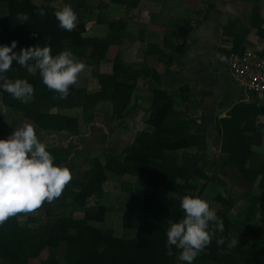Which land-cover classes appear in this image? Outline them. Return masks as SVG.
Masks as SVG:
<instances>
[{
    "label": "trees",
    "instance_id": "1",
    "mask_svg": "<svg viewBox=\"0 0 264 264\" xmlns=\"http://www.w3.org/2000/svg\"><path fill=\"white\" fill-rule=\"evenodd\" d=\"M51 1L46 0L48 5H37L30 0H0V44L10 46L15 40L17 53L37 44L50 45L52 55L68 49L92 65L104 60L110 37L114 35L109 34L106 39L86 36L84 23L71 31L62 29L54 15L60 8L50 5ZM139 1L111 0L126 6L128 11L135 9ZM63 2L84 6V0ZM40 9H44V15ZM20 14H27L28 20L21 23ZM251 18L258 37L264 40L263 18L256 11ZM182 24V41L174 47L178 56H170V62L187 52L193 28L189 21ZM112 25L115 30L119 23ZM223 35L224 41L232 44V50L220 49L222 61L227 62L231 53H243L249 48L246 33L239 30L236 22L226 25ZM5 75L13 80L26 79L33 85L34 93L27 103H21L6 91L0 93L4 105L22 114L37 135L66 131L74 136L82 135L81 120L64 111L81 109L82 119L92 123L99 106H110L112 118L123 126L128 116H135L129 106L136 84L143 78L151 95L147 124L153 130L138 133L129 146L109 156L106 162L95 160L92 168L78 178H71L59 197L51 202L45 200L35 209L37 215L20 212L0 223V264H29L43 255L46 256L41 264H178L176 257L180 250L172 246L173 255L169 256L165 247L169 220L178 221L183 215L178 197H201L199 181L223 185L217 172L235 169L249 182L257 183L258 190L228 197L216 195L214 200L223 209L216 211L217 221L210 222V242L192 264H264V227L259 223L264 203V156L254 149L263 144L264 100L251 94L249 103H238L228 117L219 120L221 151L216 157L208 152L205 129L189 111L194 106L188 87H182L179 93L161 89L160 85L166 82L153 68L138 70L115 61L110 73H97V91L70 85L65 98L43 84L39 70L30 74L13 61ZM176 99L187 108L177 109ZM111 134H105V138ZM49 151L54 163L61 166L80 154L74 142L67 148ZM210 167L216 172L209 174ZM108 174L136 179L138 189L126 190L129 196L122 215L124 230L135 232L134 237H117L113 230L95 225L105 221L108 211L101 203ZM170 192L178 193V197L171 198ZM92 198L99 200L98 207L88 206ZM230 210L235 212L234 220L228 216ZM77 211L84 212L82 218L74 216ZM42 215L45 221L41 220ZM25 216L26 222L22 223L20 219ZM217 222L223 223V231L215 227ZM221 239L223 243H218Z\"/></svg>",
    "mask_w": 264,
    "mask_h": 264
},
{
    "label": "crops",
    "instance_id": "2",
    "mask_svg": "<svg viewBox=\"0 0 264 264\" xmlns=\"http://www.w3.org/2000/svg\"><path fill=\"white\" fill-rule=\"evenodd\" d=\"M58 2H61L62 6L65 5L62 0H53L49 4L61 9L62 6L55 5ZM88 2L84 0V6L82 7L77 6V4L69 5L73 10L76 9L74 11L77 14V11L87 7V4L89 5ZM44 4L48 5V2L43 0L41 4L37 5ZM93 5L98 8H107L111 13L118 16L113 17L110 15L109 20L105 21L98 14L95 22H92V24L94 23L92 36L88 35L90 33L87 28L89 22L85 23V27L88 29L86 36L99 39H106L109 34L114 36L110 37V46L106 58L100 61L99 64L92 65L74 56V59L83 62L85 65L84 70L79 73L80 75L78 74L74 86L77 87V83H81L83 84V86H80L81 88L87 87L86 80H90L91 72L94 81H96L93 84L96 89L94 91H97L99 89L97 73H110L115 61H120L138 70L145 67L153 68L166 82V84L160 85L161 89L179 93L182 87H188L192 95L191 104L194 106L189 108V111L193 114L197 123L205 129L208 152L212 153L218 149L221 151V139L217 141V137L220 136L218 131L219 120L228 117L229 111L238 103H249L251 101L250 96L237 85L233 76L228 72L227 62L222 61L220 53L221 48L228 51L232 50V44L224 41L223 33L224 27L233 18V10L237 6L235 7L231 0H140L138 6L131 11H128L124 5L112 3L111 0H97V5L94 3ZM184 20L189 21L191 23L189 26L193 28L187 41V52L177 61L170 62V56L174 58L178 56V53L174 51V47L182 41L180 33L184 29L182 24ZM118 23L119 26L112 30V24ZM260 49H263L264 52V48L261 47ZM85 71H87L86 74ZM182 105L180 100L176 99L177 109ZM150 106L151 95L148 86L145 80L140 78L129 106V110L135 116H128L123 123L124 125L118 126V122L112 118L111 107L99 106L96 110L95 121L88 123L86 133H83L85 129H81V134L86 140H89L93 134L98 135L101 132L102 136L105 137V134L111 132V137L105 138V144L108 146L111 145L109 144L110 139L116 135V137L122 135L133 136V141L138 133L143 131L152 132L153 130L147 124ZM184 108L186 109L187 105H184ZM73 110L80 112L81 115V109ZM69 111L71 110H66L64 113L70 115ZM75 116L80 117L78 114ZM81 121L84 122L82 118ZM83 122L81 123L83 124ZM261 122L264 123V118H261ZM23 123L28 122L22 114L4 105L3 96L0 93V138L6 139L14 129ZM118 127L124 129L125 133L122 135L117 134L116 128ZM82 135L74 136L64 131L50 134L42 133L38 137L41 142L46 144L47 150L56 147L67 148L74 142L75 145H78L79 157L64 166L68 167L70 164H75L77 168L78 166L88 165L87 170L93 167L98 157L93 160L89 155L87 158L82 159L81 152L85 149V143L78 142ZM117 140H113L115 146L114 149L112 148L110 155L120 153L127 147L126 145L123 150L117 152V145L120 143ZM254 149L259 152L258 147H254ZM221 172L223 176H229V179H232L233 174L237 172L243 177L237 169ZM83 173L84 171L77 176H71V178H78ZM220 180L222 181V179ZM170 197L176 199L178 193L170 192ZM93 199L99 202L97 198ZM221 209H223L222 205ZM230 211L228 216H230Z\"/></svg>",
    "mask_w": 264,
    "mask_h": 264
},
{
    "label": "clouds",
    "instance_id": "3",
    "mask_svg": "<svg viewBox=\"0 0 264 264\" xmlns=\"http://www.w3.org/2000/svg\"><path fill=\"white\" fill-rule=\"evenodd\" d=\"M44 15V9H40ZM59 27L71 31L75 27L77 15L71 5L65 4L54 12ZM21 23L28 20L27 14H20ZM17 42L11 45L0 44V90L10 93L14 98L27 103L31 100L34 88L26 79L8 78L5 73L13 61L26 68L30 74H39L49 89L65 98L69 86L77 82L78 74L85 65L74 59L71 50L65 49L56 55L51 54L50 45L38 44L13 51ZM71 180L67 166L54 163V157L41 142L34 126L23 123L5 139L0 138V223L17 213H28L37 209L47 200L59 197ZM182 217L178 221L169 220L165 247L167 255H173L172 246L179 249L178 264H192L205 246L210 242V222L217 221L215 208L200 196L181 195L178 197ZM215 227L223 231V223ZM223 243V240H218Z\"/></svg>",
    "mask_w": 264,
    "mask_h": 264
},
{
    "label": "rangeland",
    "instance_id": "4",
    "mask_svg": "<svg viewBox=\"0 0 264 264\" xmlns=\"http://www.w3.org/2000/svg\"><path fill=\"white\" fill-rule=\"evenodd\" d=\"M37 4H41L43 0H32ZM63 1V0H62ZM89 1V5L87 4V7L81 8L77 15V20L75 22V27L78 26L81 23H88L87 28L89 29V34L86 33L88 29L85 27V35H93V26L96 20V16L98 17V14L102 17V19L109 20L110 15L115 17L118 16L117 14L115 15L114 13H111L107 8L103 7H96L93 5H97V0H87ZM235 7L233 10V18L228 21V24L230 22H236L237 26L240 31H244L246 33V39L248 42V47L253 48V49H258V48H264V44L260 45L259 43L263 42L261 38L258 37L257 35V29H255L252 26L251 23V17L255 13H258L260 17H263L264 20V0H231ZM61 2L56 3L55 5L57 6H62L60 4ZM67 4V3H65ZM63 7V6H62ZM76 10V9H74ZM264 26V25H263ZM14 51V49H13ZM110 54V53H109ZM109 56V55H108ZM87 71H85V74ZM90 80L87 79L86 81V86L87 87H82L86 88L88 91H94L96 90L94 87V81L93 78V73L90 72ZM80 75V74H79ZM89 81V82H88ZM80 86H83L81 83H77V87L80 88ZM97 86V84H96ZM184 105L179 106V109H183ZM185 109V108H184ZM70 115L75 116L79 115L80 112L77 111H69ZM78 117V116H77ZM101 117V116H100ZM81 120V116L79 117ZM27 121V120H26ZM83 122V121H81ZM80 122V131L81 129L84 130L83 133L87 132L88 128V123L83 122V124ZM117 129V134L122 135L125 133V130L123 131L122 128H116ZM103 134L101 132L98 133V135L93 134L89 140H86L85 137L82 135L81 139L78 140V142H82L83 144L85 143V151L82 150V159L87 158L89 155L91 156L90 158H96L99 159L102 162H106L109 158L110 152L112 151V148L114 149V143L117 140V142L120 141L119 145H117V152H120L123 150L126 145L128 146L133 139V136H128V135H122L121 137L114 136L112 139H110L109 144L111 145H106L105 144V137L102 136ZM104 137V138H103ZM103 139V140H102ZM221 137H217V141L220 140ZM102 145V146H101ZM97 147V148H96ZM101 147V148H100ZM107 147V148H105ZM110 147V148H109ZM259 152L261 153L262 156H264V138H263V144L262 146L258 147ZM210 155L218 157L220 155V151L215 150L212 153H209ZM88 165L86 166H78L77 168L75 167V164H70L68 168L70 169L71 176H77L78 174L82 173L83 171L86 170ZM208 173L213 174L216 172V169L214 167L208 168ZM218 171V178L222 179L223 185H219L218 183H213V182H204V181H199V192L200 195L203 199H206L210 204L213 205V208L215 210L219 211L221 208V205L217 203L214 199L216 195L222 194L223 196H229V195H240L246 191L249 190H258L257 184L253 185L249 183L248 181L245 180L238 172L236 174H233L234 176L232 179H229V176H223L222 172ZM131 189H138V186L136 185V179L132 178L130 176L127 177H118L113 174H109L107 182L104 184V190L106 191V195L101 203L105 204L108 208V211L105 216V221L103 223H95V225L103 228V229H111L113 230L114 234L117 237H123V238H131L133 235H135V232H128L125 231L123 226H122V215L125 211V208L127 206V201H128V196L129 194L127 193L128 188ZM100 205V202H96L93 198L89 200V206L93 207H98ZM230 217L234 220L235 219V212L232 210L230 211ZM29 215H37L38 213L36 211H31L28 212ZM84 215V212L82 211H77L74 213V216L76 218H82ZM41 220L45 221V216L42 215L40 216ZM22 223L26 222V216L22 217L21 219ZM259 223L261 226L264 227V203H263V212L259 215ZM46 255L40 256L37 259H33L29 262V264H41L42 261L45 259Z\"/></svg>",
    "mask_w": 264,
    "mask_h": 264
},
{
    "label": "built area",
    "instance_id": "5",
    "mask_svg": "<svg viewBox=\"0 0 264 264\" xmlns=\"http://www.w3.org/2000/svg\"><path fill=\"white\" fill-rule=\"evenodd\" d=\"M226 68L248 96L264 100L263 49L247 48L243 53H231Z\"/></svg>",
    "mask_w": 264,
    "mask_h": 264
}]
</instances>
